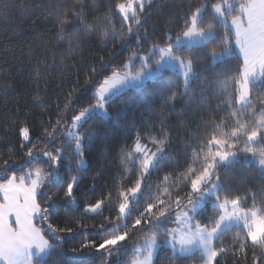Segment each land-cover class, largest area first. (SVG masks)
<instances>
[{
    "label": "trees",
    "instance_id": "16d2710c",
    "mask_svg": "<svg viewBox=\"0 0 264 264\" xmlns=\"http://www.w3.org/2000/svg\"><path fill=\"white\" fill-rule=\"evenodd\" d=\"M128 1L0 0V163L15 162L10 170L15 174L47 168L42 155L31 166L26 163L19 146L23 143L20 127L27 125L34 151L62 146L56 176L46 182L45 191L48 187L62 191L77 177V202L69 205L61 198L51 217L54 225L74 232L66 235L63 246L54 245L46 259H35V264H101L103 253L90 247L72 250L89 239L100 243L104 236L99 226L113 229L104 218L117 215L119 191L139 183L143 184L140 195L130 202L123 222L117 221L128 238L113 250L111 264H133L135 248L152 235L160 244L153 264H203L200 251L182 255L164 243L177 226L179 213L201 202L191 182L212 159L211 180L218 182V190L193 215L195 224L217 225L222 212L213 205L215 200H239L242 207L260 211L264 219L260 162L264 158V76L250 83V101L241 106L244 61L231 24L243 19L251 0H234L225 9V21L212 9L224 0H143L133 15L124 17L117 5ZM200 9L197 28L211 30L213 36L200 46H172V54L192 66L188 82L166 69L141 88L109 99L108 116L93 114L78 129L83 136V165L67 132H57L48 140L66 102L73 101L72 114H76L96 103V88L115 70L125 73L130 62L133 73L155 68L161 56L155 48L173 45ZM220 54L222 59L215 60ZM137 137L156 155L146 174L145 157L135 151ZM213 140L221 141L225 153L236 159L221 163L215 157L221 147H215ZM156 141H166L164 148ZM101 198L106 202L102 214L83 212L85 204ZM137 219L142 221L139 226ZM262 244L264 236L254 243L244 226L229 228L214 241V250L224 249L217 264L257 260L264 264Z\"/></svg>",
    "mask_w": 264,
    "mask_h": 264
},
{
    "label": "snow or ice",
    "instance_id": "6c2138e0",
    "mask_svg": "<svg viewBox=\"0 0 264 264\" xmlns=\"http://www.w3.org/2000/svg\"><path fill=\"white\" fill-rule=\"evenodd\" d=\"M151 2V0H149ZM120 10H124L126 7L128 11L135 12L134 7H130L124 2L117 5ZM139 23V21H137ZM190 31L184 33L185 36L190 35ZM164 54H170V48H161ZM131 55H136L132 53ZM190 70V69H189ZM125 74H121L119 69L115 70L112 75L105 78L103 82L96 88V95L98 97L95 105H90L87 108L80 110L76 114H72L73 101L69 100L64 105V111L60 114V119L55 122V127L51 129L48 136V140H51L56 136L57 132L63 135L67 132L73 136L75 141V148L78 156L80 157L79 163L84 164L83 152L80 151V141L83 139L82 134H79L76 130L80 121L85 117L86 113L91 107L105 108L103 103L106 94L112 87L120 83ZM139 75V74H137ZM70 113V115H69ZM63 125V127H61ZM20 134L22 136L23 143L20 144V149L25 153L26 163L30 166L39 157L44 156L47 161V168L35 167L25 171L23 174L11 173L10 170L15 162L10 163L8 160L0 163L3 167V172L0 173V254L8 255L10 253L19 252L24 248H30L33 244L40 248L41 251L50 250L54 245L63 246L66 235H71L74 229L71 227H58L52 223V214L54 205L62 198L69 205L75 204L76 201V181L77 177L73 176L67 183L66 187L61 191L60 189L52 190L48 187L45 191L47 184L54 180L56 171L60 165V158L62 155V146L57 145L52 150L34 151L35 145L31 141L30 128L25 125L20 127ZM213 143L221 144L219 140H213ZM159 144L160 149H163L166 141H156ZM135 151L138 153L144 152V147L140 138H136ZM264 156V153H262ZM215 157L226 159L227 156L221 152H216ZM154 157L147 156L142 161V167L147 171ZM261 164H264V158L261 159ZM214 168V159L206 165L204 171L194 178L191 182L192 192L199 193L201 198L206 193L201 192V185L204 183L205 178L209 177L211 170ZM99 173H97L98 175ZM95 187V184L92 185ZM142 188V183L136 184L134 187H128L127 189L121 188L119 191V203L117 215L114 219L105 217L104 220L112 223L113 229L106 230L103 225L100 227V234L104 236L100 243H97L95 239H89L79 246V249H73L75 253L83 248H92L95 252L103 253L100 257L101 264H111L113 250L122 245L128 238V232L121 230L117 221L123 222L126 218V214L129 210V198L135 196ZM62 192V197H61ZM105 200L103 198L96 200L94 203H87L83 206V212L102 214L105 207ZM227 203V202H226ZM234 205L239 204V200L232 202ZM192 208L195 209V203H192ZM149 211H152V206H149ZM161 215H166L161 213ZM142 223L140 219L135 221V225L139 226ZM39 225V227H37ZM108 231H114L115 234H106ZM215 231V229H213ZM84 233L83 225H81V234ZM156 237H150L147 241L151 247L155 243ZM254 243L260 241L254 240ZM264 246V244H262ZM62 250V248H61ZM243 251V246H241ZM224 249L219 251L213 250L209 257L207 264H217V257L223 252ZM5 264H14V261L9 259ZM31 264V261L28 262ZM133 264H151V255L143 261H134ZM254 264H258V260L254 261Z\"/></svg>",
    "mask_w": 264,
    "mask_h": 264
},
{
    "label": "rangeland",
    "instance_id": "374dc122",
    "mask_svg": "<svg viewBox=\"0 0 264 264\" xmlns=\"http://www.w3.org/2000/svg\"><path fill=\"white\" fill-rule=\"evenodd\" d=\"M142 2L143 0H129L126 4L130 7H134L136 10V6L139 4H142ZM260 2L264 4V0H260ZM234 3H235L234 0H224L223 2H220L212 6V9L216 13L219 20L225 21L224 19L225 9L226 8L230 9L234 5ZM248 5L251 8L253 7L251 6V2ZM118 12L124 17H128L129 15H133L135 13V12L128 11L127 7L124 10H120L118 8ZM201 12H202V9L198 10L195 17L192 19V24L187 30L191 32L190 35L185 36L183 34L175 40L173 45L165 47V48L171 49L170 54L166 55L161 51V48L159 47L155 48V50H157L161 55L160 61L155 68L146 67L145 70L139 73H133L132 71H130V67L132 64V62H130L128 64V70L125 72L127 73V75H125V78L120 83L116 84L115 87H112L109 90V92L106 94L104 98L103 103L106 104V102L109 99L129 89L141 88L149 80H152L158 77L166 69H171V70L178 72L188 82L192 76V66L189 62H184L179 57L174 56L172 54V46H176V47H180L182 45H186L190 47L200 46V45L205 44L206 41H208V39L213 36V32L211 30L210 31L200 30L197 28V21L199 19ZM226 53H228V51L227 52L225 51L224 54ZM222 57H223V54L217 55L215 60H220L222 59ZM142 60L146 62L147 56L142 57ZM125 73H121V74H125ZM249 87H250V83L248 81H245L243 84H241V93H240V100H239V103L241 104V106L250 101ZM95 94H96V91H95ZM93 114H98V115L106 117L108 116V111L106 107L103 109L98 108V107H91L90 110L86 113L85 117L80 121L78 128L76 130L77 132L80 126ZM213 145L215 147H219V148L221 147L220 152L227 156L226 159H222L218 157L221 163L226 164L236 159L235 155L225 153L223 145L221 146L220 144H216V143H213ZM140 154H142L145 158H146V155L154 157L150 168L147 171H145V174H146L151 170L154 164V161L156 159V155L154 153H151L145 147H144V152ZM213 170L214 168L211 170L210 176L206 177L204 183L201 185V192L206 193L203 196L201 202L199 204H195L196 205L195 209H193L191 206L189 209L183 210L181 213H179L178 219H177V226L171 229L170 235L165 240V243H164L167 247H170L175 253H179L182 255H187L195 251H200L204 258L203 264H207V261L214 250L215 239L218 237L220 233H222L223 231L229 228H232L234 226H244L249 231V236L252 242L254 240L261 241L264 236V219L260 216V211L246 209L242 207L240 204L234 205L232 202L226 201V200L225 201H220V200L213 201V205L217 207L218 209H220L222 212L221 218L219 219V222L217 223L215 227L208 228L205 226H201L199 224L197 225L195 224L193 220V215L199 211V209L205 204V202L210 201V198L214 196L218 190V186H219L218 182L217 181L212 182L211 180ZM142 189H143V184H142L141 190ZM141 190L138 192L137 195L130 196L129 205L132 199L134 200L140 195ZM129 210H130V206H129ZM129 210L126 216L128 215ZM213 229H215V231H213ZM153 236L155 235H152L150 237H153ZM150 237L145 238L135 248V252L137 256L135 261H143L146 258H148L149 255H151V264H153L156 258V255H157V251L160 247V244H159L157 236H155L156 237L155 243L150 247L149 244L147 243Z\"/></svg>",
    "mask_w": 264,
    "mask_h": 264
},
{
    "label": "crops",
    "instance_id": "0c3cea01",
    "mask_svg": "<svg viewBox=\"0 0 264 264\" xmlns=\"http://www.w3.org/2000/svg\"><path fill=\"white\" fill-rule=\"evenodd\" d=\"M250 2L253 7L248 5L249 8L245 10L243 19L231 23L237 34V50L244 61L243 78L249 83L264 76V4L260 0ZM50 252L51 249L41 251L33 244L18 253L0 254V264H5L9 256L14 264H28L29 261L35 264V259L44 260Z\"/></svg>",
    "mask_w": 264,
    "mask_h": 264
}]
</instances>
